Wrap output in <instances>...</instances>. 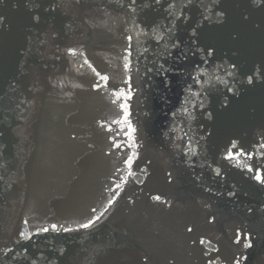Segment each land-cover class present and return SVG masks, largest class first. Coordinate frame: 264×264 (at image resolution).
Wrapping results in <instances>:
<instances>
[{"label":"water","instance_id":"95a60500","mask_svg":"<svg viewBox=\"0 0 264 264\" xmlns=\"http://www.w3.org/2000/svg\"><path fill=\"white\" fill-rule=\"evenodd\" d=\"M262 145L264 0H0V264H264Z\"/></svg>","mask_w":264,"mask_h":264},{"label":"snow or ice","instance_id":"6c2138e0","mask_svg":"<svg viewBox=\"0 0 264 264\" xmlns=\"http://www.w3.org/2000/svg\"><path fill=\"white\" fill-rule=\"evenodd\" d=\"M133 2H134V0H133ZM156 2H157V3H160V0H156ZM189 2H191V0H189ZM214 2H215V0H214ZM216 14H217V16H222V15H223L222 12H217ZM204 19H208V17L205 16ZM159 42H160V41H159V38H158L157 41H156V43L159 44ZM173 47H175V45H174ZM144 51L147 52L148 49L145 48ZM206 54H207L208 57H211V56L213 55V50H211V49L206 50ZM204 62L207 63V60H205ZM160 67H163V66L161 65ZM235 67H236V65H233V68H235ZM124 68H125V69L129 68V65H128V64H125V65H124ZM148 71L151 72L152 69L149 68ZM230 75H231V73H230ZM101 79H102V80H108V77L103 76V77H101ZM247 82H248V84H252V83H253V78H252V76H248V78H247ZM125 83H127V81H126ZM98 88H99V84L97 83V84L95 85L94 90H95V89H98ZM228 91L231 92L232 89H228ZM200 107H201V108H204V103H203V101L201 102ZM124 115H125V116L128 115L127 110H125ZM115 147L119 148V145H116ZM262 147H264V145H262ZM241 154H243V150H241ZM226 158H227V159H232V153H229L228 157H226ZM249 158H251V157H249ZM125 163H126L127 165H129V167H131V164H132L131 157H129L128 159H126V160H125ZM247 170H248L249 172H252V168H251V167H249ZM254 178H255V180H256L257 182H264V181H262V178H261V175H260V172H259V171H257V172L255 173ZM234 194H235V193H232V192L229 193L230 196H231V195H234ZM155 199L158 200L159 197H155ZM109 203L111 204L112 202L109 201ZM92 211L95 212L96 209H92ZM249 211H251V210H249ZM99 219H100V217H96V220H99ZM94 222H95V221H93V220H89L88 223L82 224V225H81V228L88 229V228H90V227L92 226V224H93ZM55 227H56V226L53 225V228H55ZM43 231H44V232H48L49 230H48V229H44ZM188 231L191 232L192 229L189 228ZM238 237H239V234H238ZM245 239H249V237L246 236ZM237 242H239V239L237 240ZM18 243H19V241H18ZM201 244H203V241H201ZM244 247H245V248H250V247H252V244H251L250 242H249V243H246V244L244 245ZM9 251H11V249H9ZM5 255H7V253H5Z\"/></svg>","mask_w":264,"mask_h":264}]
</instances>
